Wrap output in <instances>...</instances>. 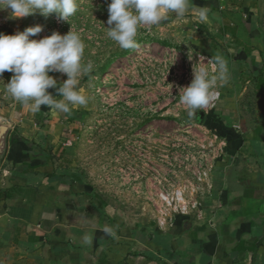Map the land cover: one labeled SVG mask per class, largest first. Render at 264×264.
I'll return each mask as SVG.
<instances>
[{
    "label": "rangeland",
    "instance_id": "1",
    "mask_svg": "<svg viewBox=\"0 0 264 264\" xmlns=\"http://www.w3.org/2000/svg\"><path fill=\"white\" fill-rule=\"evenodd\" d=\"M110 2L78 0L70 22L39 10L9 19L10 10H0V32L15 34L42 25V32L30 39L54 31L63 35L71 27L82 37L83 62L94 64L79 84L89 104L67 114L70 131L62 152L92 204L145 222L194 217L208 203V175L218 165L236 166L230 160L236 149L226 142L249 141L256 110L264 109V69L242 63L209 20L199 21L190 10L185 17L169 14L166 22L142 26L138 46L122 49L106 36ZM250 10L264 65V0H255ZM216 54L226 59L230 80L216 89L218 97L206 109L190 118L179 103V89L191 83L193 63L200 56L207 63ZM12 75L5 71L0 76V94H7ZM49 75L59 83L67 79L57 71ZM48 91L58 94L56 88ZM11 103L12 108L19 104Z\"/></svg>",
    "mask_w": 264,
    "mask_h": 264
},
{
    "label": "crops",
    "instance_id": "2",
    "mask_svg": "<svg viewBox=\"0 0 264 264\" xmlns=\"http://www.w3.org/2000/svg\"><path fill=\"white\" fill-rule=\"evenodd\" d=\"M254 2L191 0L190 12L209 7L217 35L260 70ZM11 101L0 94V264H264V109L256 110L248 142H226L236 166L208 175V203L194 217L159 223L92 204L62 152L70 116ZM85 234L94 236L91 247Z\"/></svg>",
    "mask_w": 264,
    "mask_h": 264
},
{
    "label": "clouds",
    "instance_id": "3",
    "mask_svg": "<svg viewBox=\"0 0 264 264\" xmlns=\"http://www.w3.org/2000/svg\"><path fill=\"white\" fill-rule=\"evenodd\" d=\"M191 0H111L108 4L110 27L106 36L122 49L138 46L137 35L142 26H156L166 22L169 14L185 17L189 13ZM10 10L9 19L26 17L39 10L47 17L52 13L69 21L78 10V0H0V10ZM199 21L209 19L207 6L193 8ZM43 26L28 27L15 34L0 32V76L5 71L12 72L6 84V92L11 98L22 104H31L32 111L38 112L41 106H48L59 112L70 114L76 107L89 104L88 95L80 90V77L90 74L94 64L83 62L85 44L80 34L71 30L66 34L54 31L41 39H30L42 32ZM189 50L188 59H193ZM204 57L193 63L191 83L179 89V103L185 107L190 118H195L199 111L206 109L217 97L218 87H223L230 80L226 59L220 54L204 62ZM57 71L67 75L59 83L49 75ZM56 88L57 95L48 89ZM61 97L56 99L55 97ZM105 236L115 237L111 227H102ZM93 235L85 234L83 244L91 247Z\"/></svg>",
    "mask_w": 264,
    "mask_h": 264
}]
</instances>
